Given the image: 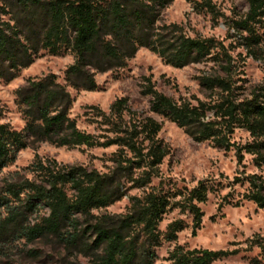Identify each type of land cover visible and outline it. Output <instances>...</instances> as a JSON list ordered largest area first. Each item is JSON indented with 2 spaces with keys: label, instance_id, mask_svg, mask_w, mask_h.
I'll list each match as a JSON object with an SVG mask.
<instances>
[{
  "label": "trees",
  "instance_id": "obj_1",
  "mask_svg": "<svg viewBox=\"0 0 264 264\" xmlns=\"http://www.w3.org/2000/svg\"><path fill=\"white\" fill-rule=\"evenodd\" d=\"M173 1L0 0V79L12 81L41 53L72 57L64 72V84L48 74L27 80L15 91V104L25 125L16 132L0 124V171L29 143L66 149H116L110 158L112 168L106 173L36 158L28 168L32 179L5 183L0 195V209L6 213L0 220V247L18 239L32 242L53 238L67 249L84 248L94 264H152L159 224L173 209L191 216V235L195 237L203 217L199 206L206 203L211 189L202 182L185 193L149 187L169 154L167 145L158 139L161 124L131 114L125 98L116 100L108 113L89 108L96 118L93 123L105 128L102 138L80 131L69 117L73 99L68 89L96 91L97 74L124 69L140 49L174 69L214 62L222 74L202 77L199 85L215 98L196 101L195 105L184 99L175 101L146 80L142 95L149 98V112L173 123L194 142L232 148L238 165L248 155L256 168L264 166V88L255 87L243 95L234 79L231 58L220 42L190 38L178 25L161 24V12ZM247 6V12L233 20L230 28L247 53L255 54L262 40L259 31L264 28V0H247ZM195 9L214 13L211 0H202ZM237 130L244 131L249 141L236 145L232 137ZM244 182L247 189L242 199L264 210L262 179L250 175ZM126 183L136 189L149 188L130 199L124 216H95L93 213L125 196ZM43 209L47 214L35 225H24L28 216ZM182 230L181 221L171 222L164 240L175 241ZM89 233L95 238L88 245ZM253 248L260 260L252 259L251 264H264V238H254L248 249ZM236 255L237 250L176 246L168 261L213 264Z\"/></svg>",
  "mask_w": 264,
  "mask_h": 264
},
{
  "label": "rangeland",
  "instance_id": "obj_2",
  "mask_svg": "<svg viewBox=\"0 0 264 264\" xmlns=\"http://www.w3.org/2000/svg\"><path fill=\"white\" fill-rule=\"evenodd\" d=\"M200 2L202 0H174L161 12L160 23L178 25L183 34L190 38H211L220 42L231 58L234 79L237 85L241 86L240 93L243 95L249 94L255 87L264 88V28L259 31L262 40L255 54L247 53L240 37L230 28L233 20L247 12V0H211L213 14L195 9V5ZM71 64L72 57L69 54L51 57L41 53L12 81L0 79V124L7 125L12 131H22L25 122L15 104V91L23 87L27 80L39 79L48 74L57 76L58 82L64 84V72ZM217 73L222 74L219 67L211 61L174 69L163 64L160 58L150 51L140 49L124 69L97 74L96 91L68 89L73 99L69 117L75 120L77 128L82 132L98 138L105 136V128L93 123L96 118L92 116V110L89 108L96 107L108 113L109 107L121 98L127 99L131 114L150 117L161 124L158 139L167 145L169 154L159 166L157 177L151 180V189L185 193V190L195 188L200 182L211 189L206 203L199 206L203 217L195 237L191 235V216L188 213L173 209L163 216L158 227V246L153 248L155 259L152 264H170L168 255L176 246L188 250L238 251V255L213 264H251L252 259H259L258 250L248 248L254 238H264V210L257 209L254 204L242 198L247 189L245 177L256 175L264 182V166L256 168L252 157L248 155H245L242 163L238 165L232 148L224 150L209 142H194L173 123L150 113L149 98L142 95L146 80H149L155 90L175 101L184 99L193 105L196 101L209 102L216 96L204 91L199 85V79ZM232 141L236 145H243L249 141V137L244 131L237 130ZM115 151L113 147L66 149L47 143H29L27 148L21 150L15 159L0 171V195L5 183L14 184L32 179L28 168L36 158L106 173L112 168L110 158ZM237 178L242 183L238 182ZM149 187L136 189L126 183V194L120 201L93 214L124 216L128 213L130 199L141 196ZM236 203L239 205L234 206ZM45 214L46 209L31 214L24 225L32 227ZM5 217L6 213L0 209V220ZM174 221H181L184 230L177 234L175 241L166 242V227ZM82 227H86V224ZM94 238V235L89 233L86 243L91 244ZM0 264L94 262L92 255L84 248L67 249L64 244L53 238H37L32 242L18 239L1 244Z\"/></svg>",
  "mask_w": 264,
  "mask_h": 264
}]
</instances>
